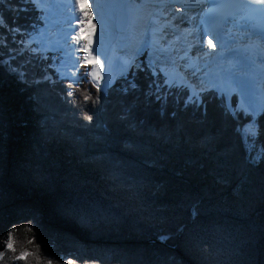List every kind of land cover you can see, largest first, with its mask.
Here are the masks:
<instances>
[{
	"label": "trees",
	"instance_id": "1",
	"mask_svg": "<svg viewBox=\"0 0 264 264\" xmlns=\"http://www.w3.org/2000/svg\"><path fill=\"white\" fill-rule=\"evenodd\" d=\"M35 9L0 0V264H264V113L189 101L148 55L105 93L58 80Z\"/></svg>",
	"mask_w": 264,
	"mask_h": 264
},
{
	"label": "bare ground",
	"instance_id": "2",
	"mask_svg": "<svg viewBox=\"0 0 264 264\" xmlns=\"http://www.w3.org/2000/svg\"><path fill=\"white\" fill-rule=\"evenodd\" d=\"M82 1L83 0H80L79 3L76 4V6L81 7ZM106 1H108L107 4H104L101 2V0H96L93 7V12L95 16L101 18L106 17L102 13L103 11L108 12L109 5L113 6L114 13L118 9H124L130 14V23H128L127 26L128 31L127 32L124 31L125 33L122 32L123 35L127 38V41L129 43L127 56L130 57V60H132L136 56L146 32H153L154 38H157L160 35H165V33H168V31H171V33L174 32L172 30L166 31L165 27L160 26L163 23L162 22L164 20L163 17L169 16L167 12H165L166 10H170V11L172 10L173 14L177 17V19L179 18V16L176 14V12L178 10H182L184 13L187 14V16L184 17L187 26L195 27V19L193 18V15H188V14L195 13L203 8L202 5H198V4L195 7L192 4L193 6L192 9L183 8L184 5L181 0H119L117 2H114V0H106ZM187 2H189V0H187ZM174 3L178 4L177 8H175L176 4ZM58 9H63V8H58ZM114 13L112 14L113 16L111 18L107 17L108 21L110 22V25L107 24L108 25L106 27L107 31L104 33L103 38L100 40V42L99 40L98 41L95 40L97 42L95 50L97 52H101V53L103 52L105 54V58H102V56H97L99 61V63H97V69L98 71H101L104 74H107L105 70L108 71L107 67L109 64V58H108L109 55L107 52L110 49L112 50L114 45L119 44L121 42L120 39L121 34L116 30L118 13L116 14ZM185 27L184 28L181 26L179 27V22H178V27L177 24H173L171 26L172 29L177 31L180 30V32H183ZM172 37L175 41L176 46L179 47V44L176 43L175 33L174 35L172 34ZM67 39L68 37H64L63 39L55 38V41L61 44L62 42H65ZM167 39L169 38L167 37ZM212 44L213 41L211 42V45ZM215 47L219 48L218 45H216ZM203 50H207V49L204 48ZM237 50L238 51L240 50L239 52L241 51L243 52L240 53L239 55L234 56L229 61L222 63L221 62H217V63L214 62V63L215 66L221 68V70L227 76L229 88H234L236 90H239L242 93V96L245 98L244 103L247 104V106L250 107L254 113H257L256 112L257 100L259 99L261 100L260 102H262L263 99L262 97H259V95H257V93L255 92V90L257 89L256 88L257 84L253 82L255 72H253L254 74L252 73V56L248 53V50H243L242 48H238ZM221 51H227V49L223 48L221 49ZM181 54L182 52L180 53V55ZM91 57L93 56L91 55ZM72 58L73 60H75L74 56ZM71 63L74 64L73 62ZM178 65L179 67L177 66L176 63L172 64L171 65L172 70L175 66H177V71L179 72L182 70L183 72L184 70L183 67L185 65V62L181 61L180 64ZM181 65H182V69H180ZM193 69H195V67ZM193 69H191V71ZM113 76L115 75H112V77ZM257 80L259 81V78H257ZM242 96H241V101H242Z\"/></svg>",
	"mask_w": 264,
	"mask_h": 264
},
{
	"label": "rangeland",
	"instance_id": "3",
	"mask_svg": "<svg viewBox=\"0 0 264 264\" xmlns=\"http://www.w3.org/2000/svg\"><path fill=\"white\" fill-rule=\"evenodd\" d=\"M96 2V0H94ZM119 1V0H118ZM94 2V4H95ZM102 3L104 4H107L108 1L106 0H101ZM115 2V0H114ZM176 4V3H174ZM177 5V6H176ZM175 5V8L178 7V4ZM180 5V4H179ZM82 6H83V1H82ZM89 6V5H88ZM115 6V4H114ZM93 7H89L88 10H87V15H88V18H89V24L91 26H95V31L91 32L95 37L91 36L90 37V48H89V52H86L88 51V47H84V50L86 52V54L88 55V59H93L92 62H93V72L90 73V76L93 80V82L96 84V87L103 93H105L107 91V89L111 86L112 82L114 80H116L118 77H121L123 76L125 73L128 72L129 68H127L126 66H122L121 65V59H122V56H123V59L125 61H131L130 60V57L127 56V50H128V47H129V43L127 41V38L123 35V33H120L121 36H120V39H121V42L119 44H116L114 45L113 49L109 50L107 53L109 55V64H108V71L105 70V72L107 74H104L102 73L101 71H98L97 69V61H98V58L97 56H102V58H105V54L103 53V55L101 54V52H97L95 50V47H96V41L100 40L103 38V35L104 33L107 31L106 27L108 25H110V22L108 21L107 17L108 18H111L114 13V8L113 6H110L109 5V10L108 12H104L103 11V15H105L106 17H97L95 16L94 12H93ZM185 8V7H183ZM165 12H167V14L169 16H165L163 17L164 20L162 21V25H160L161 27H165L166 28V31L168 30H172V31H177V30H174L171 28V26L173 24H177V27H178V22H179V27H185L187 26V23H186V20L184 19V17L187 16L186 13H184L182 10H178L176 12V14L179 16V18L177 19V17L173 14L172 10H166ZM115 14V13H114ZM166 14V13H165ZM194 13H189L188 15H193ZM169 18V19H168ZM195 19V18H194ZM196 20V19H195ZM155 23V21H154ZM165 23V24H164ZM108 24V25H107ZM179 30V29H178ZM83 31H84V35H87L88 32L85 30V27L83 28ZM128 30H126L125 32H127ZM180 31V30H179ZM184 31L186 32V27L184 29ZM124 32V33H125ZM147 33H151L152 34V39H154V44L155 46H153L152 50L149 53V56H150V61L154 64V65H160L162 68H163V71L166 72V73H170V67H171V70H172V64L176 63L177 66L179 67L178 64H180V62L178 61V56L177 58L173 61L172 58L173 56H175L176 54L180 55L181 51H180V45H181V41L176 39V43L179 44V47L176 46L175 44V41L172 37V34L174 35V33H171V31H168V33H165V35H160L158 36L157 38H154L153 37V32H146L144 37H143V41L141 43V46L143 45L145 39L148 37ZM196 34L193 35V37L195 38ZM167 37L169 39H167ZM88 39V38H87ZM39 39L36 38V39H32L30 42L31 43H35L37 42ZM89 40V39H88ZM96 40V41H95ZM85 41V38L82 37V42ZM56 42V41H55ZM173 45V46H172ZM81 45H79L80 47ZM140 46V49L139 51L137 52L136 56L135 57H138L141 55V51H142V48ZM26 48H29V43L27 44ZM81 48V47H80ZM48 49H50L52 52L55 53L56 51V46H53L52 48H45V47H42L41 46V52L43 53H47ZM195 53H197L196 50H194ZM85 55V57L87 56ZM91 55L93 57H91ZM95 56V57H94ZM128 57V58H127ZM134 57V58H135ZM133 58V59H134ZM132 59V60H133ZM181 60V59H179ZM134 65L133 67H136L138 64H139V61H137V59H134ZM74 63V60L72 59V61ZM64 64H65V58H62L61 62L59 63V68H58V71L60 69H64ZM171 64V65H170ZM182 69V65H181V68ZM184 69V67H183ZM99 72V73H98ZM179 72H182L179 71ZM113 73V74H112ZM88 75V74H87ZM112 75H115L112 77ZM89 77V75H88ZM191 77V76H190ZM198 85V84H196ZM230 90H233L230 94V96L235 92V91H239V90H236L234 88H229ZM240 92V91H239ZM261 92V93H260ZM263 92V93H262ZM241 93V92H240ZM257 94L262 97L264 95V86L262 87H259L257 89ZM241 96H242V93H241ZM263 99V98H262ZM244 100L245 98L242 96V104L245 105L248 109L249 112H253L252 109L250 107L247 106V104L244 103ZM261 101V100H260ZM258 101V102H260ZM263 101V100H262ZM257 102V103H258ZM257 106H260V103L259 105ZM256 115V113H255ZM9 238L5 239L3 242H2V245L3 247L7 248V243L9 242Z\"/></svg>",
	"mask_w": 264,
	"mask_h": 264
},
{
	"label": "water",
	"instance_id": "4",
	"mask_svg": "<svg viewBox=\"0 0 264 264\" xmlns=\"http://www.w3.org/2000/svg\"><path fill=\"white\" fill-rule=\"evenodd\" d=\"M118 18L116 23V30L118 32H123L127 29L129 23V15L124 11H118Z\"/></svg>",
	"mask_w": 264,
	"mask_h": 264
},
{
	"label": "snow or ice",
	"instance_id": "5",
	"mask_svg": "<svg viewBox=\"0 0 264 264\" xmlns=\"http://www.w3.org/2000/svg\"><path fill=\"white\" fill-rule=\"evenodd\" d=\"M259 2L264 3V0H259ZM208 43L211 44V40H209ZM97 63H99V61H97ZM85 75H86V74H85ZM86 98H88V97H86ZM87 119H88L89 121H91V120H92V117H91V116H88ZM7 248H8L9 250L15 252V248H14V246H13V243H12L11 239H10L9 242L7 243ZM45 250H47V246H45ZM3 255H4V253H0V256H3ZM27 255H29V253L22 251V252L20 253V256L18 257V259H24ZM49 255H51V253H49ZM48 264H52V262L49 261Z\"/></svg>",
	"mask_w": 264,
	"mask_h": 264
}]
</instances>
